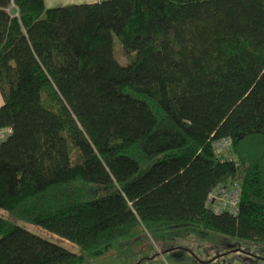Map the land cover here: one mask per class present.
<instances>
[{"label": "trees", "instance_id": "1", "mask_svg": "<svg viewBox=\"0 0 264 264\" xmlns=\"http://www.w3.org/2000/svg\"><path fill=\"white\" fill-rule=\"evenodd\" d=\"M0 97V209L76 246L0 216V264L182 225L264 244V0H0ZM227 181L237 214H214Z\"/></svg>", "mask_w": 264, "mask_h": 264}, {"label": "rangeland", "instance_id": "2", "mask_svg": "<svg viewBox=\"0 0 264 264\" xmlns=\"http://www.w3.org/2000/svg\"><path fill=\"white\" fill-rule=\"evenodd\" d=\"M119 49L115 41L114 50L117 52ZM120 63L123 64L122 61ZM0 216L67 250H76L70 242L16 219L2 209ZM84 264H264V244L192 225L170 226L142 232L132 240L120 239L114 242L108 254Z\"/></svg>", "mask_w": 264, "mask_h": 264}, {"label": "built area", "instance_id": "3", "mask_svg": "<svg viewBox=\"0 0 264 264\" xmlns=\"http://www.w3.org/2000/svg\"><path fill=\"white\" fill-rule=\"evenodd\" d=\"M100 1V0H94ZM11 134L10 128H0V143L5 141ZM214 154L219 155L230 151L231 141L229 139L219 140L212 143ZM241 187L238 182L227 181L215 187L208 195L206 208L214 214L222 212L231 215L237 214L240 202Z\"/></svg>", "mask_w": 264, "mask_h": 264}, {"label": "crops", "instance_id": "4", "mask_svg": "<svg viewBox=\"0 0 264 264\" xmlns=\"http://www.w3.org/2000/svg\"><path fill=\"white\" fill-rule=\"evenodd\" d=\"M97 1L94 0H44L46 8H55L65 5L90 4Z\"/></svg>", "mask_w": 264, "mask_h": 264}]
</instances>
